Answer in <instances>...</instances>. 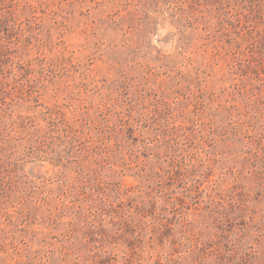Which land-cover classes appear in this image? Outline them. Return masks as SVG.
<instances>
[{
  "label": "rangeland",
  "instance_id": "374dc122",
  "mask_svg": "<svg viewBox=\"0 0 264 264\" xmlns=\"http://www.w3.org/2000/svg\"><path fill=\"white\" fill-rule=\"evenodd\" d=\"M0 264H264V0H0Z\"/></svg>",
  "mask_w": 264,
  "mask_h": 264
}]
</instances>
